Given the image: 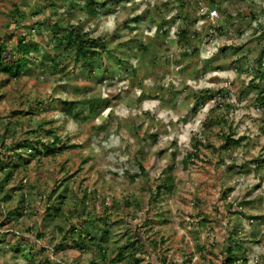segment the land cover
<instances>
[{"label": "rangeland", "instance_id": "1", "mask_svg": "<svg viewBox=\"0 0 264 264\" xmlns=\"http://www.w3.org/2000/svg\"><path fill=\"white\" fill-rule=\"evenodd\" d=\"M102 3L106 6H101ZM88 4L89 0L74 3L72 0H0V36L8 46L16 43V37L9 30L14 27V11L18 8L28 18L29 27L33 28L29 41L39 45L41 51L33 54L28 70L19 79L8 80L0 75V164L20 165L8 183L3 181L2 184L4 176L0 174V188L3 185L4 189L0 192V264H37L48 257L49 249L61 243L59 229L66 231L72 225L77 230L98 227L99 220L110 224L111 230L105 241V264H112L109 260L117 248L128 241L136 243V253H146V243H150L152 252L159 257L158 264H169L167 251L171 248L166 246L171 238L167 233L174 223L181 228L186 223L193 225L192 234L196 235V230L202 231L206 240L212 234L220 236L224 233L221 243H211L207 248L193 240V248L199 253L206 252L209 264H223L227 250L236 247L240 255H246L248 262L250 258L255 260L258 254L251 252V245L241 240L240 233L243 218L250 223L244 239L264 240V195L248 199L264 185V107L257 102V98L264 95V61L263 73H254L255 61L264 49V25L256 30L258 35L254 33L247 41L236 42L243 37L248 18H256L255 11H249L240 0H155V4L152 0H141L139 4L135 0H94L92 5L97 8L98 15L90 16L86 13ZM129 4L131 8L127 7ZM142 6H146L144 11L134 15ZM202 6L218 10L220 17L212 20L208 14L198 16ZM118 10L123 18L117 31L110 38L96 37L108 42L99 62L108 70L105 73H99L98 64L81 68L72 54L55 48L53 34L47 28L53 22L59 21L62 25L80 23L83 32L86 27L91 28L87 33L92 37L100 18ZM172 12L176 15L168 19ZM199 20L206 23L197 31L194 26ZM36 22H45L46 25H36ZM153 26L157 27L156 35L146 36L145 32L151 31ZM173 26L177 27L174 37L171 34ZM216 37L231 39L233 43H224L210 60L201 61V47H206ZM139 46L146 50L140 51ZM133 61H136L135 66ZM51 63H60L62 71L52 69ZM209 71H235L238 76L232 81L231 89L220 87L226 81L219 77L208 81L216 87L200 91H194L186 84L188 79L199 82ZM241 75H245L246 80L239 79ZM145 79H152L153 85L145 86ZM165 80L168 81L167 87L163 84ZM105 81L110 88L123 81H127L129 87L118 89L105 99L97 91ZM136 88L143 93L139 98L133 95ZM233 97L246 101L247 109L257 110L258 118L242 115L238 122L233 120L230 123L227 114L233 105L227 101ZM143 99H158L161 109L173 110H177V101L182 99L180 108L189 114L208 100L217 103L203 125L205 142L196 140L179 148L173 144L175 150L168 156L165 155L167 148L155 153L145 150L156 144L166 129L163 121L156 120L154 113L138 112L132 122L113 123L111 127L118 131L124 127L132 133L131 139L135 142L125 151L130 155V163L140 168L138 175L126 172L123 178H119L121 193L117 200L111 191L118 179L116 174H109L110 180L105 181L104 173L98 168L103 165V158L85 156L83 152L90 137H99L100 132L109 127L107 123L104 129L93 126L92 121L99 115L98 109L114 107V101L125 100L135 106ZM71 103L74 105L68 111ZM221 107L225 113L216 115ZM56 111L78 123L76 136L62 138L58 135L63 128H57V121L50 118ZM245 121H250L252 128L235 139ZM7 123L10 125L5 131ZM215 127L222 131L213 133ZM224 128L227 132L223 131ZM50 129L63 144L72 147L56 157L31 159L25 164L17 159L13 150L19 140L26 139L28 132L35 130L43 136L44 131ZM81 135L84 137L82 142H72ZM226 136L239 140L228 150L222 149ZM103 138L106 139L107 135ZM213 138L222 141L219 148L212 143ZM238 151H242L239 162L234 155ZM178 155L182 157L179 162L176 161ZM212 157L216 158L215 167L212 166ZM225 158L232 163L226 165ZM253 166L260 183L250 188L235 206L232 203L225 205L228 195L235 190L228 181L251 175ZM166 171L173 179V188L164 193L161 208L150 213L147 206L149 190L152 184L161 182ZM194 177L198 179L194 180ZM190 184L192 188L188 187ZM105 185L110 189L107 192L104 191ZM60 196L63 198L59 199ZM105 200H111V206H107ZM169 204L192 208V213L187 214L185 220L184 213L178 209V216L173 217ZM50 210H58V214L51 218L48 216ZM139 211L144 213L143 223L132 225L126 218ZM16 243L21 249H31L35 255L30 259L28 251L23 255L14 253L11 245ZM56 252L64 254L67 264H90L91 260H99V255L91 251L80 253L65 248ZM181 255L183 264H191L188 251H182ZM135 258L137 260L128 258L119 264H144L137 254ZM260 260L264 261V256H260Z\"/></svg>", "mask_w": 264, "mask_h": 264}, {"label": "clouds", "instance_id": "2", "mask_svg": "<svg viewBox=\"0 0 264 264\" xmlns=\"http://www.w3.org/2000/svg\"><path fill=\"white\" fill-rule=\"evenodd\" d=\"M137 4L141 2V0H135ZM245 8L249 11H255L256 18H248L244 25V34L236 42H245L248 39L253 37V34L256 33L257 29H260L261 25H264V0H240ZM152 3L155 4V0H152ZM226 6V5H225ZM128 8H131L132 5H127ZM144 7L142 6L137 13L134 15H138L140 12L144 11ZM208 14L209 18L212 20H216L220 17V12L216 9H210L208 7L202 6L197 15H205ZM176 15V12H172L167 18L171 19ZM123 14L121 11H117L115 14H109L107 16L100 18L99 26L97 30L92 33V38L105 36L106 38H110L113 33L117 31L118 24L122 21ZM73 23H76L73 21ZM205 20H199L198 23L195 24V30L199 31L202 29V26L205 25ZM179 21H177V25ZM250 24V27L248 25ZM95 27V26H93ZM86 32H90L91 28L86 27ZM177 31V27L173 26L171 29V34L174 37ZM157 33V27L153 26L151 31H146L145 35L148 37H154ZM215 36V34H213ZM224 43L232 44L233 40L225 39L224 37H216L211 40L210 44L206 47H201L199 57L201 61L210 60L219 50ZM133 66H135L136 61H133ZM238 74L235 71H209L199 79V82L193 79H188L186 84L190 86L194 91H200L202 89H209L216 87V85L209 83L208 81L212 80L215 77H219L226 82L219 85L220 87L231 89L232 81L237 79ZM239 79L246 80L245 75L239 76ZM145 86H152V79H145L143 81ZM165 87L168 86V81H163ZM108 82L105 81L103 85L98 87V94L100 97L107 99L110 94L116 92L118 89H128L129 84L127 81H123L121 83L116 84L115 88H110L107 86ZM133 95L136 98H139L143 95L142 90L140 88H136L134 90ZM182 99H178L177 101V110H173L172 108H163L161 109V101L158 99H143L140 100L139 103L135 106H130L128 101L122 102H113L115 106H104L101 109H98L99 115L95 117L92 121L94 127L99 129H104L105 124L107 123L109 127L106 131L102 130L100 132V136H92L89 139L88 146L84 149L83 154L85 156H93L95 158H103V165H98L100 171L104 173V180L109 181V174H116L117 182L115 185L111 187V191L113 195H115L116 199H120L121 188L119 186L120 179L123 178L125 173H129L130 175H138L140 174V168L135 166L134 163H130V155L125 151L130 144H134V140L131 139L132 133L130 130H127L124 127H121L119 131L115 127H111V125L117 121H128L132 122L134 118L137 117L138 112H149L154 113L157 121H163L166 125L165 132L161 134L158 142L154 145H151L150 148H146V151L151 153H155L159 149L167 148L166 156L170 155L172 151L175 149L172 147L173 144L179 148L182 145H186L189 142H194L199 140L201 142H205L204 128L203 125L205 123L206 117L210 114L211 110L215 107L217 101L216 100H208L206 103H203L196 111L192 114H189L183 111L180 108L182 104ZM227 103L233 105V109L228 112L227 119L231 123L233 120L239 121L242 115H249L253 118H258V111L247 109L245 107L246 101H238L235 97L229 99ZM194 108L196 106H193ZM225 113V109L223 107L217 109L216 115H221ZM52 119L57 121L56 127L63 128L61 132L58 133L62 138L68 135L76 136L79 125L73 120L71 117L65 116L63 112L56 111L51 115ZM252 128V124L250 121H245L243 125L237 131L235 139H239L240 136L245 134L246 129ZM221 128L215 127L212 129L213 133L221 132ZM224 132H227V128L223 129ZM255 130L253 129V132ZM107 135V138L103 137ZM84 140V137L81 135L77 139H73V143H79ZM11 141H9L10 143ZM47 142V141H46ZM264 142V141H262ZM212 143L215 144L217 148L220 147L222 141L212 139ZM237 158V162L242 158V151H238L234 154ZM182 159L180 155L176 157V161L179 162ZM212 166L215 167L216 158L212 157ZM166 162V161H165ZM232 161L225 158V164H231ZM198 179V177H194V180ZM260 183V179L256 174L255 166H253V171L251 175L241 176L237 179H231L228 181V184L234 187V191H232L224 204L232 203L234 206L239 203L241 199L244 198L245 193L256 184ZM189 188H192V185H188ZM109 186L105 185L104 191H109ZM219 190V189H217ZM91 192L92 189L89 188ZM260 195H264V185H261L259 189L253 192L252 196L248 197V199H254ZM111 200H105V204L107 206H111ZM169 209L171 215L173 217L178 216V209L184 213V218L187 220V214L192 213V208H184L182 205L172 206L169 204ZM144 213L143 211H139L134 213L133 216L127 217V221L132 225H141L143 223ZM242 221L243 231L240 233V238L245 244L251 245V252L253 254H258L256 259H249V264H264V261L260 260V256H264V240L256 242V241H248L245 240V235L250 230V223ZM193 225L185 224L184 228L179 227L178 224L174 223L173 226L168 231L167 235L171 238L169 245L166 247L171 248L170 251H167V256L169 260V264H183V256L181 255L182 251H188L191 259V264H209L207 259V254L199 253L193 248V240L202 246L207 248V246L211 243H221V237L224 233H221L220 236L212 234L206 240L204 238V234L202 231L196 230V235L192 234ZM177 249H180L178 251ZM146 253H137V258L142 259L144 264H158L159 257L156 253H153L151 250L150 243H146ZM204 257V258H202ZM48 258L53 264H60V261H65L67 264V258L64 254L55 252L54 249H49Z\"/></svg>", "mask_w": 264, "mask_h": 264}, {"label": "trees", "instance_id": "3", "mask_svg": "<svg viewBox=\"0 0 264 264\" xmlns=\"http://www.w3.org/2000/svg\"><path fill=\"white\" fill-rule=\"evenodd\" d=\"M78 0H72V3ZM123 1V0H118ZM94 0H89V4L86 9V13L90 16H97L98 10L93 6ZM101 6H106L105 3H102ZM15 22L14 27H10L9 30L13 36L16 37V43L14 46L9 47L7 42L3 37L0 36V75L9 79H19L25 74L28 70L29 65L31 64V57L34 53H41L40 46L29 41L30 31L33 29L29 26L30 23L28 18L22 14L18 8L14 11ZM36 25L44 26L45 22H36ZM48 30L52 32L54 43L57 50L63 51V53L72 54L74 61L82 67L86 66H95L98 64L97 69H100L99 73H105L108 71L103 65H99L100 56L103 51L107 49V41L103 38H92L87 32L82 31V26L80 23L77 24H65L62 25L59 21L53 22L52 26L48 27ZM47 28L45 31H47ZM139 50H146L144 46H139ZM97 59V60H96ZM264 59V49L261 51L258 59L255 61L256 69L254 73L261 74L263 73V60ZM52 69L61 70L60 63L54 64L51 63ZM92 68V67H91ZM92 73V70H89ZM257 102H260V105L264 107V95L262 94L257 98ZM73 103L70 104L68 111H71ZM10 123L6 124L5 131H8V126ZM41 127V126H39ZM46 134L40 136L37 132L31 131L28 132V137L24 140H19L14 148L15 156L18 160H23L24 164L29 163L31 159L41 158H52L56 157L67 151L72 146H66L61 142V139L54 133L53 130H45ZM35 135L31 137V135ZM44 137L46 140H43ZM33 139V140H32ZM47 141V142H46ZM239 140L232 139L231 136L225 137V144L222 149L228 150L238 143ZM27 155V158L24 156ZM18 164H0V174L4 176L3 181L8 183L13 180L15 171L19 168ZM142 173L144 171L141 168ZM173 188V179L168 172H165L160 183L154 185L152 184L149 190L148 198V212H153L154 210L160 209V203L164 193L171 192ZM3 185H1L0 192L3 190ZM6 194H9L6 192ZM63 196H60L59 199H62ZM8 199H11V196ZM22 201H24L22 196ZM62 202H60V205ZM55 209V208H54ZM58 210H51L48 213V216L54 218L58 213ZM99 226H89L84 230H77L75 226H71L70 229L64 231V229H59L61 232V243L54 245L53 249L59 251V249L72 248L75 251L80 253H87L89 251L98 254L99 260H91L90 264H105L107 256V246L105 245L106 239L111 235L110 224H107L104 221L99 220ZM88 227V226H87ZM3 237V236H1ZM4 237H7V235ZM4 242V240H3ZM136 243H130L129 241L124 243L122 246L118 247L114 257L109 260L112 264H119L131 258L132 260H137L135 247ZM234 250V248H229L225 253V259L223 264H249L248 258L246 255L239 254V249ZM11 249L14 253H21L22 255L28 251L27 248L21 249L20 244H12ZM41 253V251H39ZM38 252V253H39ZM33 252L29 249L27 256L33 257ZM35 255V254H34ZM37 264H53L48 257L45 260H40Z\"/></svg>", "mask_w": 264, "mask_h": 264}]
</instances>
